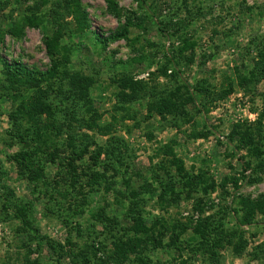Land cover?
Here are the masks:
<instances>
[{"label": "rangeland", "instance_id": "1", "mask_svg": "<svg viewBox=\"0 0 264 264\" xmlns=\"http://www.w3.org/2000/svg\"><path fill=\"white\" fill-rule=\"evenodd\" d=\"M58 1L69 5L71 0H0V77L3 62L41 72L51 69L43 39L58 30L56 23H62L53 13ZM79 2L88 15L90 31L100 38L115 32L127 18L137 23V28L129 27L127 39L105 45L91 36H73L70 40L63 36L65 44L74 49L69 54L68 71L95 81L90 94L95 115L100 119L89 130L81 118L84 116L87 123L94 115L82 111L76 115L78 120H69L70 124L65 122L68 117L57 110L51 109L49 117L42 115L44 123H61L57 125L62 133L55 142L57 151L65 155L66 148H71L69 135H86L85 142L78 140L76 145L88 163L94 150L99 148L104 153L122 140L131 163L129 176L140 183L144 178L153 180L149 178L151 170L160 179L167 177L162 169L172 158L157 153L161 146L172 144L173 156L182 171L195 179L203 175L213 179L216 189L208 200L201 193L187 199L181 192L171 194L168 203L154 196L142 212L143 229L134 232L122 216L125 209L119 204L118 195L121 180L109 181L107 191L102 184L92 195L78 194L72 201L66 198L69 185L61 181L66 179V172L60 166L48 164L43 150L37 151L35 147L34 160L42 165L47 163L44 175L58 182V186L55 190L45 186V192L34 191L33 184L24 179L11 160L19 150L9 142L10 117L17 115L18 109L13 91L18 89L0 87V264H208V255L190 247L196 237L194 228L205 219L220 218L224 231H235L238 236L229 238L231 244H224L218 251L219 264H264V209L250 214L251 211L240 208L237 216L232 211L239 198L264 200V156L251 155V145L243 146L238 137L232 136L236 125L249 128L254 133L253 142L263 151L264 75L254 85L241 83L238 75L254 70L264 56V0H115L118 16L108 12L105 0ZM33 15L41 20L38 28L27 25ZM64 22H71L72 28L75 25L71 15ZM11 25L23 26L21 38L6 32ZM141 51L153 60L151 67L145 63L128 64ZM174 63L178 65L172 72ZM161 69L167 70L165 76L159 74ZM127 78L143 84L138 94L150 96L147 105L154 107L165 101L177 107L190 96L196 101L184 108L187 115L179 121L171 120L170 115L163 118L152 108L150 119L145 121L146 100L133 101L123 108L119 105V83ZM54 79L40 89L28 91V101L47 97L46 104H54L56 101L47 88L63 81ZM125 95H129L128 90ZM198 108L201 112L197 113ZM179 111L181 116V108ZM128 114L133 115V120L126 118ZM123 115L126 120L122 121ZM17 122L20 132L28 128L25 120L20 122L18 118ZM197 134L202 136L194 138ZM171 169L176 174L175 168ZM255 178L258 180L248 183ZM229 179H234L236 185ZM224 180L228 193L225 197L220 190ZM5 198L11 199L14 206L4 202ZM199 198L205 204L196 207ZM68 200L77 211L74 215L68 211ZM4 205L11 207L6 213ZM17 207L24 211L25 221L31 223L35 235L32 230L27 234L23 221L14 217ZM222 208L226 209L225 214L220 211ZM246 218L249 222H243ZM112 222L118 225L114 227ZM75 229L80 230V235ZM119 239L126 244L135 241L136 250L120 255ZM234 247H239V254H235ZM62 253L65 255L61 256Z\"/></svg>", "mask_w": 264, "mask_h": 264}, {"label": "trees", "instance_id": "2", "mask_svg": "<svg viewBox=\"0 0 264 264\" xmlns=\"http://www.w3.org/2000/svg\"><path fill=\"white\" fill-rule=\"evenodd\" d=\"M105 2L107 4L108 12L114 16H118L115 0H105ZM63 3L61 4V2L58 1L57 7L53 11V13L56 15V20H60L63 23L64 18L67 15H71L73 16L75 25L72 28L71 22H64L63 24L58 22L56 23L58 30L52 35L44 36L43 43L45 45L46 54L51 61V69L45 72H41L34 69H27L24 65L20 64H8V62H3L2 64L3 72L0 77V87L4 86V90L7 88L10 89V87L13 90H15L13 87H16L18 89V92L12 90L14 94L13 99L18 101V109L17 115L14 114L10 117V126L12 132H9V142H12V146L16 145L19 148L18 152L14 156H12L11 160L14 161L19 167L20 173L24 176V179L33 184V190H36L37 192L44 191L45 186L46 188L51 187L52 190H55L56 186H58V182L54 183L49 179H46L44 175L47 174L45 170V164L47 163H43L42 165L41 163L34 160L36 152H33V148L35 147L37 151L40 149L43 150V152L46 154V158L49 160L48 164L60 166L61 169L66 172V179L61 178V181L63 182V185H69L66 193V198L68 197L72 201L73 199L77 198L78 194L80 195V197H87L88 195H92L93 193H95V191L97 192V189H100L103 185L106 186L105 191H107L109 190L108 187H110L108 182L118 178L122 181V189H120V192H118V195L121 196L119 204H121L125 209L122 213V216L125 217L126 221L130 222V228L134 230V232H141L140 228L143 229L141 215L145 206L148 205V203L154 198V196H157V199L160 202L168 203V201H170L169 198L171 194H178L181 192V195L183 194L185 196L184 198H190L191 194L201 193L202 196L206 197V199L208 200L211 194L216 189L214 180H208L205 175L201 176V178L195 179L192 174L183 172V167L178 164L179 161L178 159H176V156H173L171 150L172 144L161 146L158 149L157 153V155L159 156H171L172 158L171 161H166L167 167L165 166L162 169L166 172L167 177L160 179L156 176V172L151 170L149 178H153V180L149 181L148 179L144 178V180H142V182L140 183L137 181L134 182L132 177L129 176L131 173L129 172V170L131 169V163L127 161V147L122 140H118V143L115 144L114 148L106 149L104 153H101V149L99 148H97L98 150H94L93 153L88 157V163L84 162V152H81L76 145V142L78 140L81 144L85 142L84 139L87 138L86 135H69L70 139L68 145L71 146L72 144L71 148H66L65 155L57 151L59 148H57L55 142H57V138H59V136H62V133L57 130V125L59 126L61 123L54 121L52 123H44L41 120L42 115L45 114L49 117L51 116L49 115L51 114V109L57 110V112H59L61 115L68 117V119H65V122L70 124L69 120H78L76 118V115L79 111H82V113L89 114V116L90 114L94 115L89 119L87 123L85 122L86 119L84 116L83 118H81V122L83 124L85 123L89 130L93 129V127H96L97 121H99L100 119L98 115H95L96 110L94 107L92 96L90 94V89L95 84V81L88 76L79 74L71 75V73L68 71L67 63L69 62V54L74 52V49L72 47H68L65 44L62 39L63 36L68 38L69 40L72 39L73 36H91V39L95 38V40H97L99 43L105 45L109 41L127 39L129 27L137 28V23H133L129 18H127L126 21L121 24L115 32H112L108 37H105L104 39L100 38L99 35L90 31L91 25L89 23L88 15L82 8L79 0H71L69 2V5H65ZM63 6H66V8L62 9ZM58 8L60 10L62 9V11L56 10ZM40 24L41 20L34 15L31 16L27 21L28 26L35 28H38ZM6 32H8L11 36L21 38L23 36V26L19 27L17 25H11ZM61 50L62 52H60ZM59 55H63L61 61L57 58ZM134 63H145L148 68L154 64L153 60L149 59L143 51H141L139 55L133 57L128 62L129 65ZM176 65H178V63L173 64L172 72H175ZM166 72V69H161L159 71V74L165 76ZM175 75L176 73L173 76ZM263 75L264 56L261 57L258 66H256L254 70L247 71L246 75H238V77L240 78L241 83H253L254 85L259 79L263 77ZM54 78H60L61 80H63L57 82L54 85H50L47 88L50 94H52L51 96L53 98V101H56L54 104H46L45 100H49L47 99V97H45V99H32L31 102L28 101L29 99H31L28 91L33 89H40L44 85V83H48ZM64 83H66L68 87H64ZM119 84L121 86L120 97H122H119L118 99L119 105L122 108L127 104H131L133 101L140 102L142 100H146L147 111L146 116L144 117L145 121L150 119L148 115L151 108L155 109L157 114L163 118L166 115H170L172 116L171 120L179 121L185 113L187 115V112H185L184 108L190 103L194 104L196 101L195 97L190 96L187 101L183 103V105H177V107L174 104L166 103L165 101L153 107L147 105L149 103L150 96H139L138 94L143 89L142 83H135L131 80V78H127L122 79ZM229 88L231 89V84ZM22 89L24 92L22 91ZM125 90L129 91L128 96L125 95ZM196 92L200 97L198 89H196ZM204 94H206L205 89ZM199 103L201 104V100H199ZM202 106L205 105L202 104ZM180 108L181 116L178 114V112H180ZM199 109L200 108L196 110L197 113L201 112V109ZM123 117L124 115L122 116V121L126 120V118L128 120H133V115L130 114H128L126 118ZM18 118L20 119V122L25 120V123L28 126V128L23 132H20L18 129L20 126L17 122ZM101 128L106 127L104 126ZM257 129V132H260V127H257ZM128 131L129 130H126V132ZM251 131L252 130L249 128H241L240 126L236 125L233 130L232 136L238 137L239 142L243 146L251 145V155L255 154L258 158L264 156V147L263 151L261 152V147H258L257 145H255L256 142H253L254 133H252ZM199 136L202 135L197 134V136L194 138H199ZM49 144L51 148H49ZM83 150L86 151L87 149L84 148ZM66 153L69 154L67 155ZM101 156H104L105 158L102 159ZM259 166L261 167V164H259ZM171 168H175L176 174L171 171ZM179 180L181 182L180 185ZM229 180L233 185H236V181L234 179ZM257 180V178L249 179L248 183H253ZM226 182L227 180H224V182L220 185V190L223 197L228 195L227 191L224 188ZM77 184H79L78 191L76 187ZM180 187L181 189H178ZM202 199L203 198H199L194 206H202ZM50 200L52 201L54 199L51 198ZM5 201L8 202L9 206H14L15 204L9 198H5L4 202ZM68 205V211L70 212V214H76L77 211H75L76 209L73 207V205L71 206L69 200ZM9 208L11 207H7V205L5 207L4 205L3 212L6 213L7 210H10ZM240 208L251 211L249 212L250 214H252V212L254 211H262L264 209V200L262 197L256 201H251L247 198H239L238 206L232 209L236 216L241 210ZM220 211L225 214L226 209L222 208L220 209ZM132 216H137V218H134L132 220ZM14 217L23 221L24 229L27 230L26 232L27 234H29L32 230L31 223L25 221L26 216L24 214V211L20 207H17ZM247 221L249 222V218L243 220V222ZM112 223L114 227L118 225L117 222ZM223 227V218H220L219 221L205 219V221L203 222L200 221L197 224V227L194 228L196 237H194L193 244L190 247L193 246V248H197L199 250V253H202V255H208L207 258L211 262H209L208 264H219L217 257L218 251L224 247V244H231L229 238L238 236L235 231H224ZM34 230H32L33 235H35ZM149 232L153 233L152 230H149ZM75 233L80 235V230L75 229ZM117 244L119 245L117 246V252L122 256H125L127 252H134L136 250L135 241H129L128 244H126L119 239ZM233 249L236 255L239 254V247H234ZM64 255L65 253L61 254V256Z\"/></svg>", "mask_w": 264, "mask_h": 264}]
</instances>
